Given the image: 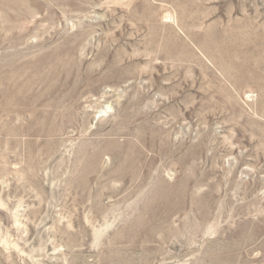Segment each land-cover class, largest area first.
<instances>
[{"label":"rangeland","instance_id":"obj_1","mask_svg":"<svg viewBox=\"0 0 264 264\" xmlns=\"http://www.w3.org/2000/svg\"><path fill=\"white\" fill-rule=\"evenodd\" d=\"M263 63L264 0H0V264H264Z\"/></svg>","mask_w":264,"mask_h":264},{"label":"bare ground","instance_id":"obj_2","mask_svg":"<svg viewBox=\"0 0 264 264\" xmlns=\"http://www.w3.org/2000/svg\"><path fill=\"white\" fill-rule=\"evenodd\" d=\"M235 47H236V46H235ZM248 59H249V58H248ZM224 60H225V59H224ZM252 61H253V60H252ZM243 63H244V62H243ZM247 63H248V62H247ZM247 63H246V64H247ZM216 64H217V63H216ZM263 64H264V63H263ZM237 65H238V64H237ZM243 65H244V64H243ZM249 65H250V64H249ZM251 66H252V65H251ZM253 66H254V65H253ZM232 67H233V66H232ZM237 68H238V67H237ZM220 70H222V69H220ZM235 71H236V70H235ZM238 72H239V71H238ZM231 73H232V72H231ZM236 74H237V73H236ZM260 74H261V73H260ZM231 75H232V74H231ZM241 75H242V74H241ZM257 76H258V75H257ZM227 78H228V77H227ZM241 78H242V77H241ZM253 78H254V77H253ZM254 79H255V78H254ZM227 80H228V79H227ZM242 80H243V79H242ZM235 81H236V80H235ZM263 82H264V80H263ZM236 83H237V82H236ZM262 84H263V83H262ZM263 95H264V94H263ZM261 100H262V97H261ZM263 100H264V99H263ZM263 100H262V101H263ZM261 103H263V102H261ZM262 112H263V114H264V111H262ZM43 116H44V115H43ZM43 116H42V117H43ZM261 116L264 117V115H261ZM44 118H45V117H44Z\"/></svg>","mask_w":264,"mask_h":264}]
</instances>
